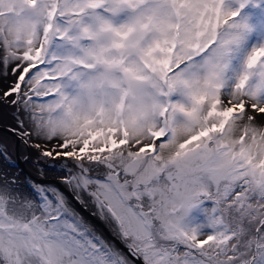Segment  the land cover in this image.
<instances>
[{"label": "snow or ice", "instance_id": "1", "mask_svg": "<svg viewBox=\"0 0 264 264\" xmlns=\"http://www.w3.org/2000/svg\"><path fill=\"white\" fill-rule=\"evenodd\" d=\"M5 114L0 264H264V0H0Z\"/></svg>", "mask_w": 264, "mask_h": 264}, {"label": "rangeland", "instance_id": "2", "mask_svg": "<svg viewBox=\"0 0 264 264\" xmlns=\"http://www.w3.org/2000/svg\"><path fill=\"white\" fill-rule=\"evenodd\" d=\"M8 116L5 114L3 116H0V135L3 134L2 129L5 125L11 124L12 120L7 118ZM4 118H6L7 120H9V122L4 121ZM10 118V117H9ZM6 120V121H7ZM3 121V122H2ZM13 160L14 163L18 164L19 167L18 168H14L16 169L18 172H20L21 175H23L25 178L26 176H31L34 179H39L41 176V173L43 172V179L45 182H55L59 179L58 175L56 172L53 171H49V170H44L42 169L39 165H37L35 158H31L28 161H24L22 158L17 159L16 158V153H13ZM0 168H2V165H0ZM9 172V174H11L10 169L7 170ZM58 187L63 188L62 185H58ZM76 207L78 208V210H80L82 212V214L91 219L92 222L94 224L97 225L98 228L100 229H104V225L100 223V221L98 219H96L95 217H93L91 214L93 213L91 207H89L87 210H84L81 206L76 205ZM105 235L108 236V233L105 232ZM109 239H111L110 236H108ZM117 246L118 247H122V245L119 244V242H117ZM139 262V261H137ZM140 263V262H139ZM138 264V263H136Z\"/></svg>", "mask_w": 264, "mask_h": 264}, {"label": "bare ground", "instance_id": "3", "mask_svg": "<svg viewBox=\"0 0 264 264\" xmlns=\"http://www.w3.org/2000/svg\"><path fill=\"white\" fill-rule=\"evenodd\" d=\"M8 119H10L11 120V118H9V117H7ZM6 118H4V121H5V123L6 122H9V120H7ZM3 122V121H2ZM32 158H34V154H33V156H32ZM10 172L12 173V172H18L16 169H10ZM44 174V173H43ZM19 179L20 180H24L25 179V177L23 176V175H21L20 174V177H19ZM92 209V211L94 212V209L93 208H91ZM136 263H138V264H140L139 262H136Z\"/></svg>", "mask_w": 264, "mask_h": 264}]
</instances>
